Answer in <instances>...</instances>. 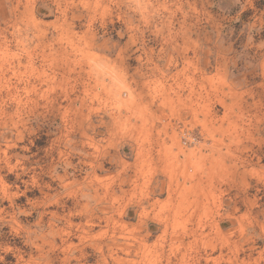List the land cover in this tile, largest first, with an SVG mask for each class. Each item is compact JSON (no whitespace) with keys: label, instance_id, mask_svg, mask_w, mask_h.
Masks as SVG:
<instances>
[{"label":"rangeland","instance_id":"obj_1","mask_svg":"<svg viewBox=\"0 0 264 264\" xmlns=\"http://www.w3.org/2000/svg\"><path fill=\"white\" fill-rule=\"evenodd\" d=\"M0 264H264V0H0Z\"/></svg>","mask_w":264,"mask_h":264}]
</instances>
